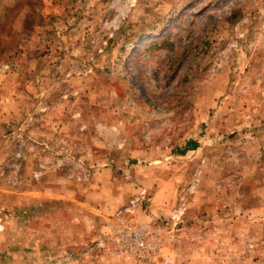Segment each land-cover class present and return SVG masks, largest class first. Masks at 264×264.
I'll list each match as a JSON object with an SVG mask.
<instances>
[{
    "label": "rangeland",
    "instance_id": "rangeland-1",
    "mask_svg": "<svg viewBox=\"0 0 264 264\" xmlns=\"http://www.w3.org/2000/svg\"><path fill=\"white\" fill-rule=\"evenodd\" d=\"M125 219L264 264V0H0V264H150Z\"/></svg>",
    "mask_w": 264,
    "mask_h": 264
},
{
    "label": "built area",
    "instance_id": "built-area-1",
    "mask_svg": "<svg viewBox=\"0 0 264 264\" xmlns=\"http://www.w3.org/2000/svg\"><path fill=\"white\" fill-rule=\"evenodd\" d=\"M143 199L144 197L141 194L135 198L134 202H140ZM129 211V209L126 210V212ZM176 218H179V216H176ZM126 221L127 219L116 227L117 230H121L119 232V235L121 236V250L132 255L134 258L139 259L140 261L152 264L158 253L159 245L151 241V227L146 224L139 226L138 228H133ZM164 263L167 264V260H165Z\"/></svg>",
    "mask_w": 264,
    "mask_h": 264
},
{
    "label": "trees",
    "instance_id": "trees-1",
    "mask_svg": "<svg viewBox=\"0 0 264 264\" xmlns=\"http://www.w3.org/2000/svg\"><path fill=\"white\" fill-rule=\"evenodd\" d=\"M196 148H197V146L194 142H188L185 150H196ZM185 150H184V152H185ZM184 152L181 155H183Z\"/></svg>",
    "mask_w": 264,
    "mask_h": 264
}]
</instances>
